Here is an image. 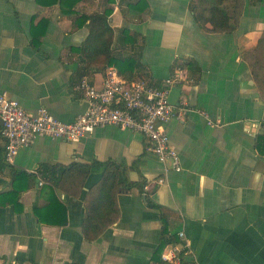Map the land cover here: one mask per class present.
Segmentation results:
<instances>
[{
  "label": "crops",
  "instance_id": "0c3cea01",
  "mask_svg": "<svg viewBox=\"0 0 264 264\" xmlns=\"http://www.w3.org/2000/svg\"><path fill=\"white\" fill-rule=\"evenodd\" d=\"M47 1L0 0V92L28 112L45 108L72 122L86 107L72 85L86 76L100 87L106 71L80 61L89 33L80 16L110 9L112 55L126 61L127 75L156 84L175 71L186 78L168 98L175 110L183 102L190 110L165 125L181 171L165 170L140 134L114 126L78 142L37 137L10 165L0 136V195L12 190L16 172L28 177L21 210L0 204V264H158L163 225L171 238L184 233V262L264 264V0H225L228 32L197 22V0H79L69 15ZM196 109L221 125L208 126ZM96 162L104 168L82 187L76 176L75 185L53 190L65 224L41 223L35 209L47 208L52 194L39 167ZM113 174L132 188L114 194L112 222L87 242L85 207ZM54 211L61 213L57 205Z\"/></svg>",
  "mask_w": 264,
  "mask_h": 264
},
{
  "label": "built area",
  "instance_id": "2783aa9c",
  "mask_svg": "<svg viewBox=\"0 0 264 264\" xmlns=\"http://www.w3.org/2000/svg\"><path fill=\"white\" fill-rule=\"evenodd\" d=\"M185 79L175 71L160 84L142 78L127 81L110 67L104 73L101 86L96 87L84 76L72 85V90L81 95L86 107L70 123L60 121L45 108H39L35 113L28 112L6 92H0V136L4 140V161L13 164L17 152L32 145L37 137L78 142L97 128L114 126L121 131L140 134L145 140L146 150L165 170L180 172V157L170 145L165 125L190 110L184 102L175 110L168 98L171 88ZM195 111L208 126L221 125L211 121L206 111ZM158 183L162 184L163 180H158ZM177 237L180 243L163 249L160 254L165 264H181L190 253L184 233L178 232Z\"/></svg>",
  "mask_w": 264,
  "mask_h": 264
},
{
  "label": "trees",
  "instance_id": "16d2710c",
  "mask_svg": "<svg viewBox=\"0 0 264 264\" xmlns=\"http://www.w3.org/2000/svg\"><path fill=\"white\" fill-rule=\"evenodd\" d=\"M225 0H197V4L192 7L195 15V19L200 25L208 23L213 31L217 32H228L231 30L229 25V20L231 19L230 13L224 7ZM79 2V0H48L47 5H54L58 3L61 10L65 14H71L73 12L74 6ZM64 6H67L64 8ZM110 14V9H107L103 13H95L92 15L80 16L82 21L88 22V36L84 42L79 46L77 51L81 55V62L85 65H95L99 70H105L110 66H115L118 73L123 76L127 81L133 80L130 75H127L128 71L125 68V62L119 61L112 55V43H113V31L109 26L108 16ZM41 35L33 36L31 40V45L37 47L40 42ZM132 70V69H130ZM131 73V71H130ZM129 73V74H130ZM104 168L102 163H92V164H82V163H71L67 166H62L59 164L54 165H42L38 169V173L47 181V186L45 188L49 189L51 194L48 205L46 209L49 211L46 213L43 208L35 209V214L41 223L48 225H64L65 220V210L56 201L53 196V190L65 189L71 186L72 180H74L73 185H75V177H79V183L82 187L88 175L91 173L99 172L100 169ZM103 172V171H102ZM15 179L13 182V187L10 192H6L0 195V204L12 203L14 208L21 210L19 204L20 191L25 189V184L28 181V177L25 172H16L14 174ZM123 181L122 178L113 174L110 177L103 178L100 185L95 188L94 193L89 197L87 206L85 207V217L82 227V234L87 242H92L97 239L101 229L106 225L110 224L115 215L114 209V194L128 192L132 188L131 184L126 182L119 183ZM66 181H69L68 183ZM23 182L20 187L18 184ZM70 183V184H69ZM118 183L116 191L114 188ZM121 186V187H120ZM20 188H22L20 190ZM143 189V187H142ZM148 205L153 207L149 201ZM57 205L61 213L54 211V206ZM53 209L52 211H50ZM62 221L60 222V215ZM177 236H168L165 226L161 229V239L159 245L154 253L153 260L158 262V264H165L160 260V254L164 247L170 243L177 242ZM182 260L181 264H190ZM70 264H77L71 262ZM194 264V263H192Z\"/></svg>",
  "mask_w": 264,
  "mask_h": 264
},
{
  "label": "water",
  "instance_id": "95a60500",
  "mask_svg": "<svg viewBox=\"0 0 264 264\" xmlns=\"http://www.w3.org/2000/svg\"><path fill=\"white\" fill-rule=\"evenodd\" d=\"M0 124H1V122H0Z\"/></svg>",
  "mask_w": 264,
  "mask_h": 264
}]
</instances>
